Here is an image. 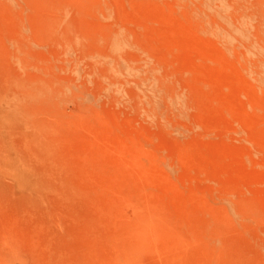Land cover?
Wrapping results in <instances>:
<instances>
[{
	"label": "rangeland",
	"instance_id": "1",
	"mask_svg": "<svg viewBox=\"0 0 264 264\" xmlns=\"http://www.w3.org/2000/svg\"><path fill=\"white\" fill-rule=\"evenodd\" d=\"M0 264H264V0H0Z\"/></svg>",
	"mask_w": 264,
	"mask_h": 264
}]
</instances>
